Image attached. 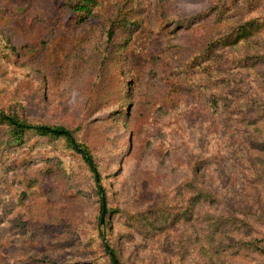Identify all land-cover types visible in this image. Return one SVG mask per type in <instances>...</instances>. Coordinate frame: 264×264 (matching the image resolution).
Listing matches in <instances>:
<instances>
[{"label": "rangeland", "instance_id": "374dc122", "mask_svg": "<svg viewBox=\"0 0 264 264\" xmlns=\"http://www.w3.org/2000/svg\"><path fill=\"white\" fill-rule=\"evenodd\" d=\"M83 1L0 0V109L33 123L80 128L102 169L116 171L105 176L111 186L109 207L130 214L173 199L197 157H226L199 172L202 183L224 200L210 209L249 223L230 242L258 240L255 244L264 247V152L252 145L264 140V122L257 132L226 109L228 104L232 110L250 105L252 97L264 100V60L254 62L264 55V29L213 51L207 63H221L231 75L200 90L195 68H184L207 33L209 23L200 28L206 25L200 15L211 0H99L103 13L116 7L143 11V33L128 38L126 48L113 44L109 49L101 23L76 28ZM256 12L264 17L263 8ZM188 18V28L199 24L200 36L180 27ZM226 31L219 29L216 36ZM118 33L120 42L126 36ZM105 55L109 77L103 76L100 85ZM123 69V83L128 77L133 88L122 95L115 73L122 77ZM36 151L30 165L0 163V190L4 203L11 205L4 209L0 204V217L10 221H0V264H45L39 252L57 249L56 243L77 232H90L97 216L91 198L95 182L86 163L76 154L60 155L50 145ZM42 152L54 155L49 168ZM119 159L124 163L117 169L113 165ZM67 163L76 164L72 176L62 173ZM22 192L26 197L20 199ZM25 220L35 236L26 234ZM110 228L119 235L129 233L117 215ZM202 229L182 222L152 237L130 233L120 238V254L124 264H218L219 259L264 264V256L250 251L213 260L202 251L209 248L200 240ZM182 241L192 245L185 258L180 256Z\"/></svg>", "mask_w": 264, "mask_h": 264}, {"label": "trees", "instance_id": "16d2710c", "mask_svg": "<svg viewBox=\"0 0 264 264\" xmlns=\"http://www.w3.org/2000/svg\"><path fill=\"white\" fill-rule=\"evenodd\" d=\"M101 6L99 0H84L83 4L77 8L79 11H77L74 21L76 28L86 27L94 21L101 23L104 28V37L108 49L113 44L126 48L128 46V38H133L135 35L143 33L144 21L142 18L140 19L143 13L142 10L130 9L125 11L123 8L116 7L111 13L107 14L106 12H102ZM259 7L264 9V0H211L208 10L200 15V17H203L202 21L206 22V25L200 28L207 26V23H209V26L206 28L207 33L200 37L201 41L196 54L193 56V53L188 57L184 68L187 72L195 68L193 69L195 70L193 73L195 74V78H198L199 83L197 85L200 86V90L205 89L212 83L223 81L224 78L226 80L225 73L229 76L231 75V71L224 69L226 68L225 65L216 61H214L215 63H207L212 56H215V50L226 46L238 45L242 40L249 39L264 29V17L256 14L258 12L256 10ZM191 23V18H188L180 21L179 25L182 28H188ZM194 26L190 27L191 29L193 28L192 33L200 36L199 33H196L199 30V24ZM190 28H188V31L191 30ZM222 28L227 29V31L216 36L217 30L219 31ZM118 32L126 36L120 42L116 41ZM194 48L196 49V46ZM106 59L105 55L104 63L100 68V85L104 83L102 79L105 78L103 76L109 77ZM216 59L220 60L218 57ZM253 59L255 58H249L247 61ZM259 59L264 60V55L258 56L254 62H257ZM212 64H216V67ZM191 65L194 67L189 68ZM212 71L216 73H209ZM216 75L224 76L219 78L215 77ZM124 76L125 69L122 70V77H120L119 73H115V79L119 81L117 87L122 95L128 92L132 93L133 88L131 83H127L128 77H126V83H123ZM194 84H196V80H194ZM250 100V105L232 110V106L228 104L226 109L230 112L231 116H236L240 123L248 127L252 126V128H256L257 132H261L263 129H260V125L264 122V100L256 97H252ZM216 108H218V103ZM81 136L84 137V133L80 128L71 129L61 125L33 123L18 114L5 113L4 110L0 109V163L7 166H11L12 164L15 166L18 162L21 165H30L37 153H39L36 151L37 147L40 145L48 147L50 145L53 151L58 150L60 155H78L86 163L91 173L90 179H93L95 182V192L91 195V198L95 212L97 211V216L94 215L90 221V225H93L91 231L85 234L77 232L66 242L56 243L57 249L39 252L38 255H40L42 263L124 264V260L120 254L121 244L119 243L122 236L128 237L130 233L137 232L147 237H152L164 234L182 222H193L202 226L204 232L202 234L203 238L200 237V240L204 239L206 245L209 246L206 249H204V246L202 251L213 260L216 257H226L229 260L230 256L233 258L238 257L246 251L264 256V247L260 248L255 244L258 240L250 242L234 240L230 242L236 232L248 227V222L231 214L215 212L213 209H210L214 205H221L224 200L214 190L202 183L199 178V172L202 166L207 167L222 164L227 160L226 157H220L218 154H211L203 158L197 157L192 161L189 176L182 181L173 199L130 214L120 208L109 207L108 193L111 186L109 179H106L105 176L106 174H110L111 178L116 175V171L103 170L93 155L91 145L86 139L81 138ZM252 145L260 152H264L263 139L253 141ZM42 154L45 166L49 168L47 164L52 162L54 155L51 156L50 153L44 152ZM123 163L124 160L119 159L113 167L120 169ZM75 165L71 163L65 164L63 167L64 172L62 173L66 174V176H72L76 168ZM37 181L40 180L35 179L34 183ZM31 193L33 194L34 192ZM103 196L105 202L103 201ZM24 197H26L24 192L18 195L20 199ZM4 199H6L5 195L0 190V204H5L3 207L6 209L7 206L11 205L6 200L4 203ZM72 199L75 200V196ZM104 205L106 209V227L103 228L102 213ZM116 215L121 218L122 224L129 229L128 234L122 233L119 235V233H114L113 229L110 228L111 218ZM0 221L10 222L1 217ZM24 224L28 237L37 234L31 232L33 230L31 225L26 227L28 226L27 220L24 221ZM10 227L12 228L13 225ZM38 232H40L39 229ZM40 233L46 236L44 230ZM87 235H89L88 239L85 238ZM181 243L180 256L181 258H185L186 255L190 254L192 245L186 244L183 241ZM68 249L74 251H70L65 255ZM225 262L219 259L218 264H228ZM210 264L216 263L212 261ZM259 264H263V262Z\"/></svg>", "mask_w": 264, "mask_h": 264}, {"label": "water", "instance_id": "95a60500", "mask_svg": "<svg viewBox=\"0 0 264 264\" xmlns=\"http://www.w3.org/2000/svg\"><path fill=\"white\" fill-rule=\"evenodd\" d=\"M103 201L105 202L104 196H103ZM105 217H106V209H105V205H104V210H103V213H102V225L105 224Z\"/></svg>", "mask_w": 264, "mask_h": 264}]
</instances>
